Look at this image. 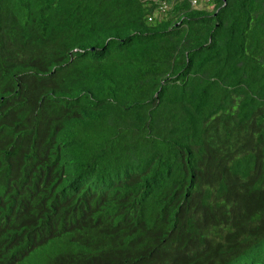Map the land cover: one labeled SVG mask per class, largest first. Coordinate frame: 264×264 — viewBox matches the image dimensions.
I'll return each instance as SVG.
<instances>
[{
	"label": "trees",
	"instance_id": "obj_1",
	"mask_svg": "<svg viewBox=\"0 0 264 264\" xmlns=\"http://www.w3.org/2000/svg\"><path fill=\"white\" fill-rule=\"evenodd\" d=\"M0 0V264H264V0Z\"/></svg>",
	"mask_w": 264,
	"mask_h": 264
},
{
	"label": "built area",
	"instance_id": "obj_2",
	"mask_svg": "<svg viewBox=\"0 0 264 264\" xmlns=\"http://www.w3.org/2000/svg\"><path fill=\"white\" fill-rule=\"evenodd\" d=\"M191 2H192V4H193L194 6H199V5H200L199 0H191Z\"/></svg>",
	"mask_w": 264,
	"mask_h": 264
},
{
	"label": "clouds",
	"instance_id": "obj_3",
	"mask_svg": "<svg viewBox=\"0 0 264 264\" xmlns=\"http://www.w3.org/2000/svg\"><path fill=\"white\" fill-rule=\"evenodd\" d=\"M158 1V0H157ZM194 6V5H193ZM199 7H201L200 5H199Z\"/></svg>",
	"mask_w": 264,
	"mask_h": 264
},
{
	"label": "water",
	"instance_id": "obj_4",
	"mask_svg": "<svg viewBox=\"0 0 264 264\" xmlns=\"http://www.w3.org/2000/svg\"><path fill=\"white\" fill-rule=\"evenodd\" d=\"M226 1V0H225Z\"/></svg>",
	"mask_w": 264,
	"mask_h": 264
}]
</instances>
